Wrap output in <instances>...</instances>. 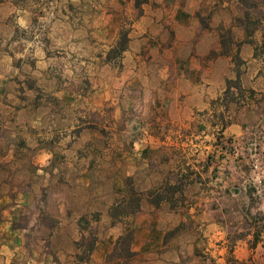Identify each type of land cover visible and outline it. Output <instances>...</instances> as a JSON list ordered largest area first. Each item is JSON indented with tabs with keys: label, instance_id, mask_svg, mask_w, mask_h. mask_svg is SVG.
I'll list each match as a JSON object with an SVG mask.
<instances>
[{
	"label": "rangeland",
	"instance_id": "374dc122",
	"mask_svg": "<svg viewBox=\"0 0 264 264\" xmlns=\"http://www.w3.org/2000/svg\"><path fill=\"white\" fill-rule=\"evenodd\" d=\"M13 1L31 14L26 24L15 14L0 17V155L13 153L0 161V177L16 189L11 195L22 206L11 226L26 245L54 250L59 264H89L79 257L94 235L97 242L112 226L122 228L120 235L133 229L134 215L111 224L123 198L138 194L140 204L151 205L158 193L178 189L170 200L195 206V218L171 229L167 220L164 247L152 254L132 250L127 259L119 249L106 262L218 264L208 235L213 222L225 238L222 264L230 256L264 264V0H223L217 7L220 19L230 17L236 27L221 33L230 57L223 89L199 114L200 125L192 120L180 132L154 126L155 135L169 142L175 135L179 146L149 147L142 160L124 156L139 130L132 102L125 110L122 102L124 53L139 35L132 23L140 10L115 16L110 30L90 0ZM149 2L158 4L133 0L140 9ZM42 143L51 156L45 166L34 165ZM256 230L261 236L252 248ZM239 242L252 249L244 258L231 252Z\"/></svg>",
	"mask_w": 264,
	"mask_h": 264
},
{
	"label": "crops",
	"instance_id": "0c3cea01",
	"mask_svg": "<svg viewBox=\"0 0 264 264\" xmlns=\"http://www.w3.org/2000/svg\"><path fill=\"white\" fill-rule=\"evenodd\" d=\"M64 1L76 3L79 0ZM156 1L157 6L149 2L140 9L134 6L133 0H90V10L99 15L100 24L105 26L110 20V30H116L115 16H136L139 10L141 12L132 23V32L139 35L130 39L124 53L127 80L122 90L123 110L132 102L136 114L133 123L139 130V135L131 142L132 149L124 156L129 154L136 160H142L149 147L160 148L168 143L171 149L179 146L175 135L170 136V142L167 136L155 135L154 126L162 129L167 123L171 130L176 128L180 132L192 120L200 125L199 114L207 110L222 91L224 64L229 66L230 57L222 51L221 33L236 28L230 17L221 20L220 13L216 12L217 7L225 5L223 0ZM12 14L19 24H26L31 12L13 0H0V17ZM209 15L211 18L206 22ZM244 46L252 44L247 41ZM47 152L50 149L44 143L38 146L31 157L32 164L45 166L51 156ZM12 157L13 153L2 154L0 161H9ZM132 173L136 174L135 168ZM15 190L10 191L8 180L0 177V264H59L58 253L40 245H26L23 233L11 226L16 208L22 206L20 200L11 195ZM144 207L146 210L142 211ZM194 207L166 199L157 204H140V210L132 219V250L138 255H147L162 249L167 220L170 219L171 229L193 219ZM63 220L59 219V223ZM207 226L213 241V261L222 264L225 238L215 223ZM121 230L115 226L108 229L106 238L96 242L89 264H110L106 262V255ZM249 250L252 252L239 242L233 245L231 252L244 258Z\"/></svg>",
	"mask_w": 264,
	"mask_h": 264
},
{
	"label": "trees",
	"instance_id": "16d2710c",
	"mask_svg": "<svg viewBox=\"0 0 264 264\" xmlns=\"http://www.w3.org/2000/svg\"><path fill=\"white\" fill-rule=\"evenodd\" d=\"M125 45H121L119 47L120 50H124ZM252 92V91H251ZM187 177V176H184ZM130 191V193L133 194V189H128ZM173 195L178 191L177 190H172ZM168 195L166 196H161V193H158V197H159V201L166 199L168 201H170V198L173 196H170V193H167ZM125 198L122 199V205H119V203L116 205V207L114 208V210H116V217L115 219H113L111 221V224H115L118 219V216H126V217H132L139 209H140V197L137 194V196H132L128 198V202H125ZM159 201H157L155 204H157ZM120 208V209H117ZM127 210V211H126ZM261 233L259 230H256L253 233V237L251 239V246L252 248H254L257 245L258 240L260 239ZM133 239V229H129L127 232H124L123 234H121L116 242L115 245L113 247V250L107 254V260L112 261L113 259L111 258L112 255L114 253H116L119 249L123 250L125 257L131 258L134 255V252L131 249V241ZM96 242V236L94 235L91 240L90 243L88 244L87 248L85 249L86 251V255L79 257L80 261H87L90 258V255L92 253V250L94 248ZM115 264H119L118 262H115ZM226 264H255L254 261L251 258H248L247 260H238L232 256L228 257L226 260Z\"/></svg>",
	"mask_w": 264,
	"mask_h": 264
}]
</instances>
